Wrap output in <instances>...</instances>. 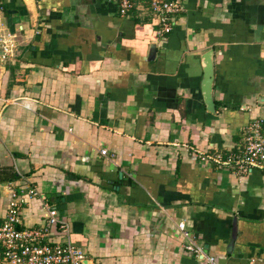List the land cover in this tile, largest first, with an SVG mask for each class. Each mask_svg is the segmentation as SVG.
I'll return each mask as SVG.
<instances>
[{
  "label": "crops",
  "instance_id": "obj_1",
  "mask_svg": "<svg viewBox=\"0 0 264 264\" xmlns=\"http://www.w3.org/2000/svg\"><path fill=\"white\" fill-rule=\"evenodd\" d=\"M183 6L162 33L118 0H0L18 36L0 64V224L9 190L35 186L18 227L40 226L47 201L85 264H205L182 220L220 264H264V168L198 157L240 146L264 115V0Z\"/></svg>",
  "mask_w": 264,
  "mask_h": 264
},
{
  "label": "built area",
  "instance_id": "obj_2",
  "mask_svg": "<svg viewBox=\"0 0 264 264\" xmlns=\"http://www.w3.org/2000/svg\"><path fill=\"white\" fill-rule=\"evenodd\" d=\"M119 13L127 15L134 9L150 12L155 25L162 33L172 29L176 14L183 11V0H118ZM22 30V26L18 27ZM17 33L6 22L0 21V64L10 60L18 46ZM106 154V149L100 150ZM202 164L213 163L218 168H229L236 174H245L253 167L264 168V115L252 119L246 127L244 142L233 150L221 152L213 149L198 154ZM35 186L16 192L9 190L5 217L0 224V259L3 264H82L83 250L69 241L68 221L58 214L55 206L42 200L44 222L38 227H18L22 223L21 210L24 203L37 196ZM185 239L183 247L205 264H220L213 255L207 254L203 246L186 229L184 220L177 223ZM57 228L66 240L51 243L48 237Z\"/></svg>",
  "mask_w": 264,
  "mask_h": 264
},
{
  "label": "water",
  "instance_id": "obj_3",
  "mask_svg": "<svg viewBox=\"0 0 264 264\" xmlns=\"http://www.w3.org/2000/svg\"><path fill=\"white\" fill-rule=\"evenodd\" d=\"M8 25L10 27L11 30H13V23L15 22L14 19H12V12L9 10L8 11ZM211 51L207 52L204 55V74H203V80H202V93L204 96V99L206 101L207 104H212L211 102V88H212V74H213V70H212V63H211ZM86 260L83 259L82 260V264H85Z\"/></svg>",
  "mask_w": 264,
  "mask_h": 264
},
{
  "label": "rangeland",
  "instance_id": "obj_4",
  "mask_svg": "<svg viewBox=\"0 0 264 264\" xmlns=\"http://www.w3.org/2000/svg\"><path fill=\"white\" fill-rule=\"evenodd\" d=\"M3 17H4V16H0V20H1V21H5L6 18H5V17L3 18Z\"/></svg>",
  "mask_w": 264,
  "mask_h": 264
}]
</instances>
